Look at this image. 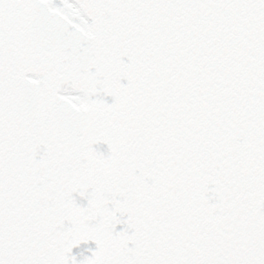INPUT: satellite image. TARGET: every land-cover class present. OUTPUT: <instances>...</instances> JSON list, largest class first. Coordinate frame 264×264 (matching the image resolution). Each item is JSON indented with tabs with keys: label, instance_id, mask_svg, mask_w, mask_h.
Wrapping results in <instances>:
<instances>
[{
	"label": "snow or ice",
	"instance_id": "snow-or-ice-1",
	"mask_svg": "<svg viewBox=\"0 0 264 264\" xmlns=\"http://www.w3.org/2000/svg\"><path fill=\"white\" fill-rule=\"evenodd\" d=\"M0 264H264V0H0Z\"/></svg>",
	"mask_w": 264,
	"mask_h": 264
}]
</instances>
